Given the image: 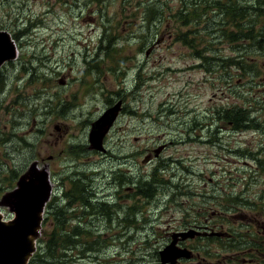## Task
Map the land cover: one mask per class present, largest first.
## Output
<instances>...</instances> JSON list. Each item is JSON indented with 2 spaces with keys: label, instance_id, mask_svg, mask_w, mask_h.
<instances>
[{
  "label": "rangeland",
  "instance_id": "1",
  "mask_svg": "<svg viewBox=\"0 0 264 264\" xmlns=\"http://www.w3.org/2000/svg\"><path fill=\"white\" fill-rule=\"evenodd\" d=\"M181 1L0 0V31L10 32L12 38L16 31V43L11 40L18 50L14 60L0 68L4 81L0 85V131L12 135L10 143L0 147V159L11 164L2 155L10 154L22 162L30 158L26 168L36 160L39 166L48 164L37 170L50 177L52 196H59L60 188L63 196L73 189L70 178L74 174L78 179L77 169L85 173L78 181L91 189L98 187L100 198H108L116 186L125 205H143V194L133 195L131 185H125L127 170L133 175L145 174L147 187L164 189L167 198H172L161 215L153 214L155 219L147 211L137 212L143 231L131 233L135 239L130 250L118 243L114 247L109 235L95 237L99 243L108 241L103 256L109 264H122V260L136 264L135 258L137 264H159L161 244L156 241L163 242L160 237L171 233L167 222L173 216L167 212L174 208L175 227L185 225V217H194L197 202L207 200H182L184 189L189 198L193 194L210 198L212 185L205 181L210 176H217L224 185L214 195L217 200L211 201H260L264 197L261 61H254L252 69L245 65L246 72L228 64L238 53L214 27L211 9L198 17L200 24L184 27L178 36L175 14ZM183 1L187 6L196 2L206 10L214 0ZM151 6L162 9L159 20L146 16V7ZM186 33V39L182 38ZM99 47L104 51L94 63L99 71L95 68L87 74L83 58L96 59ZM195 51L228 65L222 68L219 61L195 59ZM119 101L124 109L106 135V145L111 153L127 157L129 165L116 168L108 156L102 158L85 146L90 124ZM222 107L241 109L237 118L249 117L248 129L217 120L218 110L214 109ZM216 136L221 137L218 142ZM163 146L161 158L146 165V157ZM170 157L181 164V172ZM67 165L70 169L64 172L61 167ZM172 171L176 173L174 186L166 185ZM26 172L23 169L20 174ZM116 179H122V186ZM138 184L140 190L144 188L143 182ZM3 214L10 215L7 209ZM205 245L208 251L210 244ZM209 261L207 257L204 264ZM86 262L72 264H97L92 257Z\"/></svg>",
  "mask_w": 264,
  "mask_h": 264
},
{
  "label": "flooded vegetation",
  "instance_id": "2",
  "mask_svg": "<svg viewBox=\"0 0 264 264\" xmlns=\"http://www.w3.org/2000/svg\"><path fill=\"white\" fill-rule=\"evenodd\" d=\"M242 57H245V53L242 54ZM259 68L264 70L263 66H259ZM32 69L34 68L32 67ZM243 70L246 72L245 66L243 67ZM123 109L124 107L121 106V110L118 113L112 128H114V125L117 123L120 114L123 112ZM223 109L225 111L231 110V108L223 107L214 110L222 111ZM240 112L243 111L241 110ZM46 114L48 115V113H45V115ZM198 114L201 113L199 112ZM221 122L231 121L226 120ZM209 125H211V123H209ZM247 125L248 123L246 124V127ZM201 128H203V126H201ZM222 130L223 129H221V131ZM107 136H105L103 139V152H97L90 149L88 143L85 146L86 149H88L93 154L97 153L101 155L102 158H106V156H108L110 161L116 163V168H120L119 166H128L129 160L127 157H122L120 154L117 155L116 152L111 153V149L106 145ZM220 138L221 137L216 136V141L218 142ZM212 146L216 150L218 149V146L215 143H213ZM165 148L166 146H163L155 150V154L152 156H147L146 165L159 160L163 155H161V153ZM26 159L27 161L21 162L20 164L17 162L13 163V165H11V170L16 169L17 166H21L22 170L27 169L26 166L29 163L28 161L30 158ZM170 160L177 163V171H180L181 164L178 162V160L174 161L171 157ZM35 164L38 165L36 167L41 168H46L48 166V164L45 165L46 163H43L39 166V162L37 160L35 161ZM61 169L64 172H67L65 170L70 169V167L67 165L66 168L64 166L61 167ZM127 174L128 179L125 178L127 181L125 185H131L133 195L134 193L143 194L141 196L143 198V205H125L122 202L125 201L124 196L118 195V189L116 186H113L110 192L111 194L108 198L97 197L98 187H93V196L91 193L87 192L88 197L84 199V201H87L90 204H95L97 206V213H95L94 208L90 204L84 205V207H88V211H85L86 219L90 218L91 220H96L98 223L99 229L97 231V236H99V238L105 236L107 237L109 235L114 239V247L116 246V243H118V247L120 246L121 248L130 250L131 243L133 239H135V236L131 235V233L137 234L138 232L143 231V227L140 224L141 221L138 223V220L136 219L137 211L140 214H142L144 211H147L152 217H154V213H159V215H161L160 213L164 212L167 201L172 200V198H167L164 189H155L152 191L151 187H147V181H144V178L146 177L145 174L133 175L130 174V170H127ZM175 176V171H172V175H170L169 179L166 180L165 184L174 186L172 182ZM216 178L217 176L213 175L208 179H205L207 184L212 185L210 189L212 196L210 198H200L199 194H193V196L189 198L186 194V190L184 189L185 193L180 197L182 200L186 199L187 202H189L190 199L207 201H198L196 208H193V210H195L194 217L186 218L184 216L188 221L185 225L180 227H175V225L172 223V221L176 219L174 215V208H172L170 212H167L173 216L172 221L167 222L168 230H170L171 233L165 232V235L160 237L161 239H164V241H156V243L161 244L160 248L162 250L165 246L169 245L174 240L173 237L176 236L175 247L179 250H187L190 252V258H181L177 260V264H204V262L207 260V257L210 259L209 264H264V201H238L239 198L236 199L237 201H211L217 200L214 195L218 194L220 190L224 188V185L219 183ZM47 180L52 191L53 185L51 183L50 177L47 178ZM116 180L117 185L122 186V179ZM139 182H143L144 185V188L141 190L138 188ZM175 194L176 193H173L171 197H173ZM175 197L177 198V196ZM201 218L203 219L202 221L200 220ZM142 222H144V219H142ZM191 232H193L191 237L182 239L181 234H188ZM40 236L41 232L39 237ZM117 238H121L120 241H117ZM188 243H191V247L188 246ZM205 243L210 244L208 251ZM161 250L158 251V256ZM103 251L104 250H102V253ZM135 260L137 264V258H135ZM158 261L159 264H161L160 257ZM81 262L84 263L86 261L83 260ZM121 262L122 264H125L127 260H122Z\"/></svg>",
  "mask_w": 264,
  "mask_h": 264
},
{
  "label": "trees",
  "instance_id": "3",
  "mask_svg": "<svg viewBox=\"0 0 264 264\" xmlns=\"http://www.w3.org/2000/svg\"><path fill=\"white\" fill-rule=\"evenodd\" d=\"M181 4L175 14L178 22L176 30L178 36L184 32L182 30L184 27L187 26L188 28L193 27V24L194 26L200 24L198 17L203 12L211 9L210 19L214 27L225 41L234 46V53H238V57L228 59V64L239 69H243L247 65L249 69H252L254 68V61H261L259 66L264 67V0H214L210 2L206 10L199 7L196 2L189 3V6H187V1L182 0ZM161 14L162 9H158L156 6L146 7V16H149V19L159 20ZM188 33L181 37L186 39ZM12 36L16 40V31L12 32ZM98 49L99 51L97 50L95 55L96 59L94 57L90 59L88 55L83 58V62L87 63V74H92L95 68L96 71H99L94 63L99 60L98 58L104 51L101 47ZM111 53H113V50L107 52V57L110 58ZM244 53L245 57H242ZM194 56L195 59L204 62L219 61L222 63V68L228 65L225 60L204 57L203 52L195 51ZM1 77L3 76L0 75V85H3L4 81ZM240 111L236 108L230 111L218 110L215 118L221 121L231 120L236 128H247L246 124L250 122L249 117L238 119L237 112ZM11 140V133L7 135L0 131V147L10 143ZM2 157L11 164H7L6 161L0 159V196L14 188L15 182L21 175L20 172H22L21 166L11 170L13 163L20 164L22 161H17L15 156L11 157L10 154L2 155ZM75 170L78 173L77 178L80 179L83 173H80L77 169ZM70 176L71 174H69ZM78 179H74L73 174V177L70 178L71 183L74 184L73 189L65 192L63 196L60 188L61 194L54 196L47 203L41 236L36 241V251L28 264H72L77 261L83 263L81 261H86L90 257L96 259L97 264H109L106 261L107 256H103L102 253V250H106L108 241L105 239L104 242L99 243L95 240V237L97 238L96 227H98V223H95L96 220L86 219L85 215L88 207H84V205L90 203L84 201V199L88 197L87 192L91 191L93 196L92 189L91 187H88V189L86 183H82ZM260 201H264V197ZM90 205L97 213V206L95 204Z\"/></svg>",
  "mask_w": 264,
  "mask_h": 264
},
{
  "label": "water",
  "instance_id": "4",
  "mask_svg": "<svg viewBox=\"0 0 264 264\" xmlns=\"http://www.w3.org/2000/svg\"><path fill=\"white\" fill-rule=\"evenodd\" d=\"M15 55L16 48L10 34L0 31V68L4 63L14 60ZM120 110L119 101L91 123L88 134L90 149L104 151L103 139L111 130ZM42 172L32 164L27 168V172L18 178L16 187L0 198V207L8 208L12 216L5 221L0 213V264H28L36 251L43 213L50 197L46 172ZM43 174L44 180L39 178ZM192 233L181 234L182 239L191 237ZM173 238L174 240L159 252L161 264H177V260L181 258H190L189 251L175 247L176 236Z\"/></svg>",
  "mask_w": 264,
  "mask_h": 264
}]
</instances>
